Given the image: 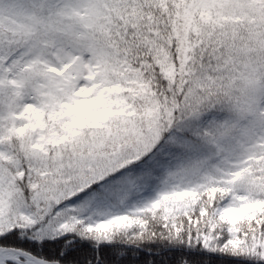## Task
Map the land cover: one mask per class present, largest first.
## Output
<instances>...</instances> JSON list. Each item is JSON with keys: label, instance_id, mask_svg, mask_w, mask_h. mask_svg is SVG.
I'll list each match as a JSON object with an SVG mask.
<instances>
[{"label": "trees", "instance_id": "16d2710c", "mask_svg": "<svg viewBox=\"0 0 264 264\" xmlns=\"http://www.w3.org/2000/svg\"><path fill=\"white\" fill-rule=\"evenodd\" d=\"M125 1L117 13L123 14L120 36L103 31L112 39L105 48L139 79L132 86L146 87L149 104L138 106L135 123L142 132L147 123L155 135L135 158L100 177L93 169L90 177L83 172L74 180L79 157L109 151L110 140L96 144L107 137L103 129L80 120L41 158L17 137L3 140L17 166L0 161V176L26 203L29 184L37 190L49 178L45 163L65 161L72 175L66 171L56 179L63 195L36 226L20 230L15 221L11 231L0 228V248L56 264H264V145L255 152L238 150L249 147L239 136L254 141L256 134L248 132L250 116L234 85L240 48L254 46L264 63V0H244L235 10L225 7L227 0H158L156 12L143 0ZM131 88L123 93L128 100ZM19 97L7 92L0 101ZM143 110L147 114L140 115ZM126 140L113 141L110 150L126 148ZM230 159L241 163L237 170H229ZM195 163L207 185L189 195L165 196L154 206L138 200L135 178L161 182ZM130 181L133 190L125 196ZM85 201L90 207L80 211ZM254 204L256 212H242ZM215 208L235 211L236 217L222 219ZM43 225L48 227L41 233Z\"/></svg>", "mask_w": 264, "mask_h": 264}, {"label": "rangeland", "instance_id": "374dc122", "mask_svg": "<svg viewBox=\"0 0 264 264\" xmlns=\"http://www.w3.org/2000/svg\"><path fill=\"white\" fill-rule=\"evenodd\" d=\"M123 1L0 0V97L7 92L20 96L0 101V161L17 166L2 146L3 140L17 137L35 158H41L51 145H61L68 130L80 120L89 123L95 131L104 130L107 137L96 139V144L100 140L105 143L110 140L106 145L111 149L113 141L125 137L128 145L124 149L114 148L79 157L74 175H68L73 180L83 172L90 177L93 169L100 177L147 149L149 138L156 132L147 123L142 132L135 123L138 106L149 104L146 87L139 83L132 86L139 79L121 65L118 56L105 48L110 47L112 39L104 32L120 36L118 18L123 14L117 16V13ZM242 1L227 0L225 7L238 9ZM142 3L151 12L157 11L158 0H143ZM97 34L101 35L95 38ZM240 51L234 85L238 88L243 111L250 116L248 132H254L256 139L250 141L239 136L242 145L249 143V147L241 146L238 150L255 152L264 145V63L258 61L254 46H243ZM127 87H133L130 101L123 97ZM108 120L114 121L111 128L106 125ZM207 155L217 161L214 154ZM52 164L45 163L43 170L49 178L44 184L37 186V190L29 184L32 194L28 203L18 189L12 185L8 189L9 185L0 176V185H6L5 201L0 200V228L11 231L15 221L20 230L36 226L51 205L60 199L63 188L56 179L62 175L65 178L66 171L72 173L70 168L66 169L65 161L61 166L57 158L55 165ZM227 164L229 170L234 171L241 163L230 159ZM199 169V163L191 164L156 183L135 178L138 200L144 206H154L165 196L179 197L196 192L200 184H208L206 178L198 176ZM21 175V172L17 174ZM132 190L130 181L123 192L126 196ZM89 207L90 202L85 201L79 210ZM257 209L254 204L242 212L248 214ZM213 214L226 220L236 217L235 211L224 208H215ZM46 227L39 226L41 233ZM8 262L35 264L14 254L3 263Z\"/></svg>", "mask_w": 264, "mask_h": 264}, {"label": "water", "instance_id": "95a60500", "mask_svg": "<svg viewBox=\"0 0 264 264\" xmlns=\"http://www.w3.org/2000/svg\"><path fill=\"white\" fill-rule=\"evenodd\" d=\"M3 250V251H8L10 253H13L17 256H21L23 258H26V259H29L30 261L36 263V264H47L46 262H44L43 260H40L38 258H35L33 256H31L30 254L28 253H25L21 250H18V249H13V248H7V249H0V251Z\"/></svg>", "mask_w": 264, "mask_h": 264}, {"label": "bare ground", "instance_id": "6f19581e", "mask_svg": "<svg viewBox=\"0 0 264 264\" xmlns=\"http://www.w3.org/2000/svg\"><path fill=\"white\" fill-rule=\"evenodd\" d=\"M13 258V254H10L9 252L7 251H0V264H4V260H9V259H12ZM32 263V262H30Z\"/></svg>", "mask_w": 264, "mask_h": 264}]
</instances>
